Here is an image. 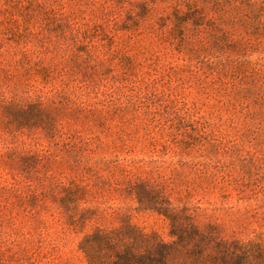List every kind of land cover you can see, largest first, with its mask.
Wrapping results in <instances>:
<instances>
[{
    "label": "rangeland",
    "instance_id": "rangeland-1",
    "mask_svg": "<svg viewBox=\"0 0 264 264\" xmlns=\"http://www.w3.org/2000/svg\"><path fill=\"white\" fill-rule=\"evenodd\" d=\"M141 182L223 240L264 237V0H0V253L85 264L120 216L169 240Z\"/></svg>",
    "mask_w": 264,
    "mask_h": 264
},
{
    "label": "trees",
    "instance_id": "trees-1",
    "mask_svg": "<svg viewBox=\"0 0 264 264\" xmlns=\"http://www.w3.org/2000/svg\"><path fill=\"white\" fill-rule=\"evenodd\" d=\"M12 106L3 108L7 110ZM14 124L10 121L8 125ZM64 191L66 223L73 229L83 228L94 212L79 211L74 205L85 197L86 189L73 185ZM127 192L136 197L142 210L155 212L165 219L169 240L157 232L144 231L127 216H120L119 225L95 228L82 238L79 251L85 264H264V237L248 243L223 240L216 236L213 226L201 227L187 209L174 208L164 188L146 182L129 183ZM12 225V218L0 210L2 238ZM11 244L15 247H7L0 253V264L25 259L21 244L15 241Z\"/></svg>",
    "mask_w": 264,
    "mask_h": 264
}]
</instances>
